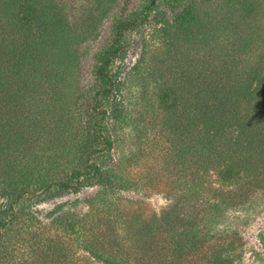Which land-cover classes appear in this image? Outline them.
I'll return each mask as SVG.
<instances>
[{"label": "rangeland", "instance_id": "obj_1", "mask_svg": "<svg viewBox=\"0 0 264 264\" xmlns=\"http://www.w3.org/2000/svg\"><path fill=\"white\" fill-rule=\"evenodd\" d=\"M151 1L53 0L59 10L51 12L60 21L45 25L42 32L49 61L61 59L59 82L52 81V74L50 80H44L42 91L27 95L41 109L58 107L64 116V130L50 135L47 131L54 127L53 117L38 111L43 122L35 128L47 131L46 135L44 131L35 134L34 139L29 136L31 145L35 149L53 148L51 155L61 166L57 170L56 165L50 173L56 171L54 181L64 179L76 166L79 141L93 139L94 127L103 119L101 111L106 110L105 124L110 127L107 141L112 143L107 165L129 185L115 193L113 210L100 205L98 186L33 201L28 214L2 234L0 264H101L61 228L59 217L70 213L89 214V223L101 238L105 235L109 239L113 235L108 232L115 229L124 259L134 264L139 259L129 258L134 245L133 235L127 234L128 227L134 228L137 222L134 218L149 219L174 206L186 213L197 210L202 217L199 228L206 236L202 252L184 264H206L207 249L216 246L232 258L230 264H264V180L253 190L245 187V181L227 186L214 168L204 173L200 167L179 163L164 130V112L158 102L160 89L176 80L173 72L186 69L198 58L203 61L210 47L223 51L239 37H248L251 48L244 53L240 68H250L249 64L264 54V0H183L175 8L172 0H154L147 22L125 35V48L108 71L114 91L103 98L111 85L99 77L98 69L105 53L114 47L117 25L137 17L142 6ZM187 8L193 10L194 21L177 23L175 18ZM236 23V28L230 27ZM6 35L0 32V49L9 44L4 40ZM4 68L2 61L1 70ZM15 85H23V81ZM51 143L55 145L49 146ZM96 144L107 149L103 139ZM188 197L195 203L192 207L185 205Z\"/></svg>", "mask_w": 264, "mask_h": 264}, {"label": "trees", "instance_id": "obj_2", "mask_svg": "<svg viewBox=\"0 0 264 264\" xmlns=\"http://www.w3.org/2000/svg\"><path fill=\"white\" fill-rule=\"evenodd\" d=\"M182 2L172 0L170 4L175 8ZM153 3L154 0L144 4L137 17L117 25L114 47L105 53L98 69L99 77L111 85L103 92V98H109L114 91L108 71L125 48V35L147 22ZM54 10L59 7L53 0H0V32L7 34L4 40L9 42L0 49V57L4 58L0 59V240L20 216L28 214L33 201L98 186L100 205L113 210L115 193L129 185L107 165L112 157V143L107 141L110 127L105 124L106 110L101 111L103 119L95 125L93 139L79 141L76 166L64 179L54 181L56 171L50 173L56 165L57 170L61 166L51 155L53 148L46 146V151V147L35 149L31 145L29 136L34 139L35 134L46 135L47 131L35 128L36 123L43 122L38 111L53 117L54 127L47 131L50 135L64 130V116L58 107L46 105L41 109L27 95L37 94L52 74V81L59 82L56 78L61 59L49 61L43 28L59 23L56 14L52 15ZM192 11L187 8L175 21H194ZM58 18L62 20L61 16ZM230 27L236 28L237 23ZM251 44L252 40L241 36L223 51L210 47L203 61L198 58L186 69L173 72L176 80L160 89L158 102L164 112V130L179 163L200 167L204 173L214 168L222 184L229 186L245 181V187L253 190L264 180V54L250 63V68H240L241 59ZM2 61L4 70H1ZM20 81L23 85H15ZM98 139L105 140L107 149L99 148ZM192 201L186 198V207L195 205ZM181 210L174 206L149 219L134 218L137 220L134 228L127 229V234L133 235L134 245L132 256L128 257L139 259L134 264H184L202 252L206 245V236H202L199 228L202 217L197 210L188 214ZM89 216L70 213L58 220L63 231L101 264H130L123 257L122 243L115 229L108 232L113 235L109 239L105 235L101 238L102 234L89 223ZM105 242L109 244L105 246ZM216 247L207 249L206 264H230L232 258L224 256L223 248Z\"/></svg>", "mask_w": 264, "mask_h": 264}]
</instances>
